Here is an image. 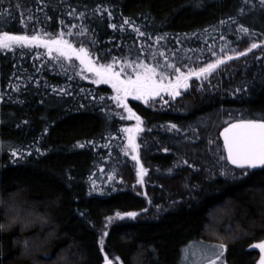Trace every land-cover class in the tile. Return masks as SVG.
I'll use <instances>...</instances> for the list:
<instances>
[{"label":"trees","instance_id":"16d2710c","mask_svg":"<svg viewBox=\"0 0 264 264\" xmlns=\"http://www.w3.org/2000/svg\"><path fill=\"white\" fill-rule=\"evenodd\" d=\"M4 33L74 51L0 50V264H104L112 253L123 264H183L202 241L226 245L225 264H257L264 169L229 165L220 133L264 120L261 0H0ZM89 61L155 68L165 87L119 107L111 85L90 80ZM177 68L188 79L173 97ZM137 116L134 153L125 129ZM8 204L29 224L7 227ZM117 213L125 218L109 222Z\"/></svg>","mask_w":264,"mask_h":264},{"label":"snow or ice","instance_id":"6c2138e0","mask_svg":"<svg viewBox=\"0 0 264 264\" xmlns=\"http://www.w3.org/2000/svg\"><path fill=\"white\" fill-rule=\"evenodd\" d=\"M261 3L264 4V0H261ZM127 23V22H126ZM63 34H61L62 36ZM143 35V33H141ZM44 43L45 47L49 48V53H51V45H56L57 51L60 52L61 56H66L67 52L63 50L62 47L59 46H66L68 49H72V45L68 44L67 41L62 39H56L52 41H41L39 36H17V35H9L8 33H4L0 36V50H11L19 47H27L34 43ZM259 47L257 44H252L251 48L255 49ZM74 51V49H72ZM79 53L84 54L80 58V63H85V58L87 56V51L84 48L79 49ZM246 52H240L236 57H227V59L231 60L234 58H239V56L246 55ZM224 60H217L214 64L209 63L206 68H201L199 73H189L191 75H207L212 72L218 65L224 63ZM90 63V62H89ZM143 66L144 72L143 74L137 72L136 79H132L129 77L127 80H121L119 72L113 73L112 68L113 65L109 64L107 67L101 65L100 68H94L89 66V72H95V74L103 80V82H108L105 77L113 79L115 83H113V88L117 90V92L123 91L125 96L133 95L137 93L138 95L135 96L136 99H144L145 97H154L159 95V90L164 88L163 84H157L156 80L153 78L156 75L155 68H148L146 65H138L137 67ZM168 67H173L172 65H168ZM177 72L180 73L177 76V83L176 84H169L167 87L173 89L171 95L173 97L180 95L178 91H175L176 88L180 87V81L187 80L188 76H185L184 73L180 72V69H176ZM184 87H187L185 84ZM116 100H120L121 97L117 96L114 97ZM147 102V99H145ZM126 107V105H125ZM130 111V110H129ZM136 120L138 122L136 131H140L139 122L140 118L137 116ZM175 128V125L172 126ZM125 131L131 133L132 129H125ZM224 137V149L226 150V157H222V159H226L231 165H234L240 169H264V120L261 121H240L237 123H231L228 127L224 128L223 133ZM129 145L131 146L132 150L135 152L139 145L135 143L134 137H129ZM79 147H84L83 144L79 145ZM15 156L16 153H13ZM132 160L137 161L139 163V156L133 155ZM147 170L143 168V165H140L138 176L140 179L138 183H143V177L146 175ZM221 175H225V173H221ZM247 175V173H244ZM113 177H109L111 180ZM128 217L135 218L137 215L136 213H128L126 214ZM125 216H122L120 213H117L115 217H109V222L112 219H124ZM3 229V224H0V230ZM108 233L105 232L104 236H107ZM104 241H100V245L103 248ZM217 249L215 259L210 262V264H223V256L224 252L227 250L226 245L219 244L215 246ZM253 247L259 248L264 251V242L254 245ZM104 264H120L119 257L109 258L107 254L104 256ZM261 264H264V257L261 259Z\"/></svg>","mask_w":264,"mask_h":264},{"label":"rangeland","instance_id":"374dc122","mask_svg":"<svg viewBox=\"0 0 264 264\" xmlns=\"http://www.w3.org/2000/svg\"><path fill=\"white\" fill-rule=\"evenodd\" d=\"M85 60H88L87 57H86ZM95 64H97L95 61L89 63V65L91 67L95 66L94 68H100L101 65L97 66ZM110 64L113 65V68H112V72L113 73H117V72L121 73L120 77H119L121 80H127L129 77H131L132 79H136V73L139 72V73L143 74V72L145 70L143 66L137 67L138 65H133V64L125 63V62H119V61L115 62L114 61V63L112 62ZM108 65H103V66L107 67ZM147 67H149V66H147ZM87 73H89V78L93 82H96V83H107V84H109L111 86L113 85V83H115V81L113 79H110L108 77H105V79H107L108 82H103V80H101V78L98 77L95 74L94 71L93 72H87ZM160 76L161 77L159 78V80L165 78L164 77L165 74L164 75L161 74ZM201 77H198V80H203ZM153 78L155 79L156 76L153 77ZM204 80H206V79H204ZM113 89H114L116 97L117 96L121 97L120 100H116L117 106L121 107L122 106L121 103L123 101V97L122 96H124V93H123V91L117 92V90L115 88H113ZM136 95H138V94L134 93L133 95H130L129 97H131L133 99H136L135 98ZM153 98H155V96L154 97H150L149 96V97H145L144 99H139V100H142L143 102H145V99H147V102H148V101H153ZM136 127L137 126L135 124H132V126L128 128V129H132L133 130L131 133L128 132V135H129V137L130 136L134 137L135 142L140 140V138H141L140 134L142 133V132L138 133V131H135ZM138 180H139V178L137 177L135 184H138L139 186L143 187V183L142 184L138 183ZM262 242H264V241H262ZM262 242H259V243H262ZM259 243H256V244H259ZM256 244H254V245H256ZM216 245H219V244H216V243L209 244V243L204 242V241L195 242V243L191 244V246L184 253L183 259L185 261L183 262V264H210V262L215 259V255H216V252H217V249L215 247ZM253 248L256 249L259 252V259H258L257 264H261V259H262V257H264V251H262L261 249L256 248V247H253ZM108 257L109 258H113V257H118V256H116L115 254L112 253V254L108 255ZM188 258L191 259L192 261L188 260ZM119 260H120V264H123L120 258H119ZM225 263L226 262H225V253H224L223 264H225Z\"/></svg>","mask_w":264,"mask_h":264},{"label":"clouds","instance_id":"9594fccd","mask_svg":"<svg viewBox=\"0 0 264 264\" xmlns=\"http://www.w3.org/2000/svg\"><path fill=\"white\" fill-rule=\"evenodd\" d=\"M5 214L7 216V227L14 226L16 224L28 225L29 217H26L18 204H8L5 207ZM4 227V225H3Z\"/></svg>","mask_w":264,"mask_h":264},{"label":"water","instance_id":"95a60500","mask_svg":"<svg viewBox=\"0 0 264 264\" xmlns=\"http://www.w3.org/2000/svg\"><path fill=\"white\" fill-rule=\"evenodd\" d=\"M240 121H248V120H240ZM240 121H236V122H233V123H237V122H240ZM254 121H260V120H254ZM229 126V125H228ZM227 126V127H228ZM226 128V127H225ZM224 130V129H223ZM223 130L221 131V133H220V138H221V141H222V145H224V137H223V135H222V133H223ZM223 148H224V146H223ZM224 152H225V156L227 155V153H226V150L224 149ZM228 162V161H227ZM229 163V162H228ZM229 165H231L230 163H229ZM232 167H234V168H236V169H240V168H237V167H235L234 165H231ZM257 169H260V168H257ZM251 170H256V169H251Z\"/></svg>","mask_w":264,"mask_h":264}]
</instances>
